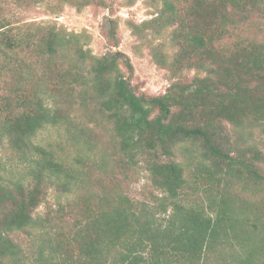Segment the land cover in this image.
I'll return each instance as SVG.
<instances>
[{
	"label": "trees",
	"instance_id": "trees-1",
	"mask_svg": "<svg viewBox=\"0 0 264 264\" xmlns=\"http://www.w3.org/2000/svg\"><path fill=\"white\" fill-rule=\"evenodd\" d=\"M45 1L0 0L4 66L10 68L14 59L22 61V51L54 59L72 48V38L78 35L57 26L15 25L4 14V3L24 7ZM59 1L79 9L100 2ZM255 12L264 13V0H184L180 6L164 0L161 15L175 26L171 37L177 47L170 68L175 72L194 68L202 74L197 73L190 82H173L160 95L136 93L121 69V64L131 68L124 53L109 51L96 56L76 48V69L69 70L73 89L80 88L84 95L90 90L94 93L100 111L113 122L120 152L129 158L148 156L151 181L163 193V203L169 202L173 209L166 223L122 195L96 213L84 209L85 221L76 228L78 261L68 253L63 264H212L209 258L214 252L220 257L214 264H264V215L243 212L224 187L219 189L221 180L228 177L245 182L264 178L260 166L264 151L252 149L248 156L245 150L233 147L223 125L225 121L237 127L246 121L264 125V43L223 44ZM25 75L20 73L11 92L0 97V144L8 139L20 149L29 146L42 128L66 118L60 106L47 103L51 93L26 89ZM186 141L200 147L204 176L218 190V196L209 197L204 206L179 203L186 185L185 169L171 156L175 146ZM35 148L42 156L35 159L34 179L29 184L0 182V264L15 254L10 233L38 223L34 213L44 200V183L62 175L72 177L51 151ZM232 149L238 153L231 154ZM235 244L243 252L230 261L224 253ZM148 247L150 259L144 254Z\"/></svg>",
	"mask_w": 264,
	"mask_h": 264
},
{
	"label": "rangeland",
	"instance_id": "rangeland-1",
	"mask_svg": "<svg viewBox=\"0 0 264 264\" xmlns=\"http://www.w3.org/2000/svg\"><path fill=\"white\" fill-rule=\"evenodd\" d=\"M174 1L178 6L184 3ZM163 7L164 0H100L81 9L59 0L24 7L4 3V14L12 24L57 26L67 34L78 35L72 38L67 54L54 59L36 51H22L23 60L19 63L14 59L9 68L0 58V97L11 92L24 72L26 89L51 93L47 103L60 106L66 116L63 122L42 128L23 149L4 139L0 144V182L11 186L17 181L29 184L34 179L35 159L42 156L36 146L51 151L72 175L44 183L46 194L34 213L38 223L10 233L15 254L5 264H63L68 253L78 261L76 228L85 221L84 209L96 213L120 195L129 197L138 208L147 207L165 223L170 219L173 205L163 203V193L152 183L148 156L129 158L120 152L113 122L100 111L94 93L90 90L84 95L80 88L73 89L75 84L69 75V70L76 69V48L96 56L109 51L127 55L131 68L121 64V69L136 93L146 97L163 94L173 82H190L197 73L202 74L194 68L178 72L170 68L177 52L171 37L175 26L161 15ZM224 39L226 47L238 41L264 43V13H250ZM223 125L233 147L245 150L248 156L252 149L264 151V125L247 121L240 127L226 121ZM237 153L232 149L231 154ZM171 158L185 169L186 185L179 203L204 206L209 197L218 196L216 185L204 176L197 144H177ZM260 166L264 176V162ZM221 181L219 189L224 187L239 209L250 216L264 215V178L259 182L231 177ZM64 183L68 185L64 187ZM150 252L148 247L144 253L149 259ZM242 252L235 244L224 256L231 261ZM219 258L214 252L209 260L214 264Z\"/></svg>",
	"mask_w": 264,
	"mask_h": 264
}]
</instances>
